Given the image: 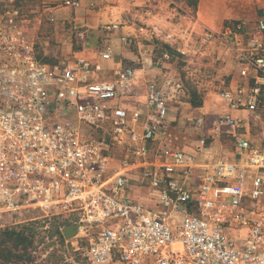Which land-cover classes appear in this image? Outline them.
Returning <instances> with one entry per match:
<instances>
[{
	"label": "built area",
	"instance_id": "built-area-1",
	"mask_svg": "<svg viewBox=\"0 0 264 264\" xmlns=\"http://www.w3.org/2000/svg\"><path fill=\"white\" fill-rule=\"evenodd\" d=\"M39 1L35 20L17 0L0 11V215L73 220L75 264H264V0H255L260 17L250 32L242 21L200 29L196 14L185 16L181 38L140 27L155 45H176L160 61L196 64L191 50L200 56L216 41L235 52L241 82L215 92L211 124L202 108L192 119L195 155L174 137L170 99L179 100L156 80H141L138 67L106 78L84 57L42 61L31 27L41 32L55 21L51 10H78L81 1ZM73 33L86 41L84 28ZM171 86L181 93L179 82ZM138 90L145 113L128 104ZM224 135L234 160L207 153ZM146 189L150 200L140 201L137 190Z\"/></svg>",
	"mask_w": 264,
	"mask_h": 264
},
{
	"label": "crops",
	"instance_id": "crops-1",
	"mask_svg": "<svg viewBox=\"0 0 264 264\" xmlns=\"http://www.w3.org/2000/svg\"><path fill=\"white\" fill-rule=\"evenodd\" d=\"M81 8L70 11L65 9V18L56 21L60 15V9L51 10L52 16H55L54 25L57 23L65 30L66 24L71 26V29L66 30L61 37L58 46H55V51L61 54H72L74 57H84L94 63L101 64L104 69L106 78L113 77V74L120 69L128 66L138 67V77L143 80L156 79L157 76L165 68L169 67L170 63L164 64L153 63V58H159L162 55L160 47L163 44L155 45L151 42L150 37L140 31V27L146 24L149 27H156L162 34H176L177 38H181L180 30L185 22V16L181 13V8L173 0H80ZM259 4L255 0H199L197 6L196 18L197 25L201 28H207L214 31H219L222 26L228 22H245L247 32L252 31L257 23ZM151 8L155 15L151 18L144 16V11ZM71 12V13H70ZM57 15V18H56ZM180 21V22H179ZM52 24V25H53ZM106 25H119L117 29H108ZM49 26H45L47 28ZM84 28L86 30V41L80 40L74 35L73 28ZM197 28L196 42L200 39L201 30ZM36 28L31 27L30 34L33 38L39 40L41 32H36ZM165 36L162 40H165ZM122 38H127V42H123ZM241 42L247 43V36L244 34L240 38ZM164 45H167L164 43ZM171 51L175 53L176 45H167ZM46 50V49H45ZM202 55H198V51L191 50L190 56L194 58L196 64L202 62L207 70L211 72L210 83L218 81L219 89L229 88L235 89L241 82L238 64L235 58V52L229 44L221 41H216L208 46ZM197 53V54H195ZM110 55V59H103V55ZM40 55V52H39ZM197 56V57H196ZM198 56L200 57L198 59ZM189 59H187L188 61ZM151 65L154 66L153 70ZM199 73L200 70H195ZM229 77V78H228ZM159 80H169L170 77L160 76ZM157 80V79H156ZM229 84H226V81ZM158 81V80H157ZM209 82L206 85H209ZM216 94V93H215ZM214 94V97H215ZM210 93L206 96L205 106L201 107L214 117L219 111H212L206 102L212 100ZM180 102V101H179ZM132 107L139 108L143 113L146 112V96L143 90H138L137 95L133 97L129 103ZM171 108V117L184 116V113H179V109L175 106ZM211 112V114H210ZM230 113L234 116H245L246 112L237 111ZM184 119V118H183ZM182 122V121H181ZM184 141V140H183ZM185 143H181L185 150L191 154H197V145L195 141L185 138ZM214 142L208 150L212 158H214ZM209 159V155H207ZM205 157H201L203 161Z\"/></svg>",
	"mask_w": 264,
	"mask_h": 264
},
{
	"label": "rangeland",
	"instance_id": "rangeland-1",
	"mask_svg": "<svg viewBox=\"0 0 264 264\" xmlns=\"http://www.w3.org/2000/svg\"><path fill=\"white\" fill-rule=\"evenodd\" d=\"M8 0H0V11L7 9ZM18 7L23 13L33 20L43 14V5L39 0H17ZM174 2L181 8V13L184 16L190 14H196L197 8H194L187 0H174ZM65 9H61L58 12V19L62 15L66 16ZM72 12V10H70ZM70 12V13H71ZM62 14V15H61ZM257 16L260 17V12H257ZM55 17V16H54ZM57 18V15H56ZM67 18V16L65 17ZM71 29V26L66 24L65 30L60 27L59 24H53L47 28H42L40 39L37 40L38 52H40V59L51 65H57L64 63L72 59V54H61L56 52L55 46H58L66 30ZM46 49V50H45ZM157 57V56H156ZM153 58V63L164 64V61H160L159 58ZM166 63H170L169 67L165 68L161 73L162 75L157 76V82L160 83L168 93L170 97L176 96V99H170V105L173 108L179 109V113H184V116L173 119L174 121V137L179 138L180 143H185V138H189L198 143L199 135L192 129L191 121L193 118L198 117L202 114L200 110L204 107L206 96L210 93L212 96L211 101L206 102L208 107L216 112L218 108L214 104L216 98L214 97L215 92L219 90L218 81H213V85L209 82L211 72L207 70V67L203 64H190L185 60H179L173 58ZM151 65V69L153 70ZM195 70H200L196 73ZM170 77L169 80H159L158 77L166 76ZM229 78V77H228ZM174 83L179 82L181 84L182 91L180 94L176 93L167 82ZM230 80L226 81L229 84ZM209 82L207 86L206 83ZM211 114V112H210ZM217 114L215 113V116ZM214 116V117H215ZM214 117H210V122L214 120ZM184 118V119H183ZM182 121V122H181ZM184 140V141H183ZM214 159H227L234 160L236 158V152L234 143L231 139L225 135L218 141H214ZM142 195L139 198L140 201L149 202L148 190H137ZM73 220L64 219L62 217H45L43 214L34 212L31 214L23 215H12V214H1L0 215V241L5 239L4 232L10 229H16L17 232H24L27 236L25 244L15 248L13 241L6 244V248L11 252L12 257L9 260L0 258V264H75L80 261L79 252L75 251L76 245L72 244L75 240L62 239L59 236V231L62 232L64 228L74 224L71 223ZM70 225L64 227V224ZM63 234V233H62ZM16 256L17 258L13 257Z\"/></svg>",
	"mask_w": 264,
	"mask_h": 264
},
{
	"label": "trees",
	"instance_id": "trees-1",
	"mask_svg": "<svg viewBox=\"0 0 264 264\" xmlns=\"http://www.w3.org/2000/svg\"><path fill=\"white\" fill-rule=\"evenodd\" d=\"M187 1L191 5H193L194 8H197L199 4V0H187ZM160 51L162 53H164L165 51H170L173 53V51H171V49L167 45H161ZM68 225H70V223L64 224L63 226L66 227ZM58 231H59L58 233H59L60 238L64 239L62 232L60 230ZM3 234H4L5 239H2L0 241V258L4 260H9L12 257V254L11 252L7 250L6 244L9 243L10 241H13L15 244V248H17L20 245L25 244L27 240V236H25L24 232H17L16 229H10L8 231H5ZM13 257L17 258L15 255Z\"/></svg>",
	"mask_w": 264,
	"mask_h": 264
},
{
	"label": "water",
	"instance_id": "water-1",
	"mask_svg": "<svg viewBox=\"0 0 264 264\" xmlns=\"http://www.w3.org/2000/svg\"><path fill=\"white\" fill-rule=\"evenodd\" d=\"M64 237L66 239H72L78 234V225L68 226L63 230Z\"/></svg>",
	"mask_w": 264,
	"mask_h": 264
}]
</instances>
